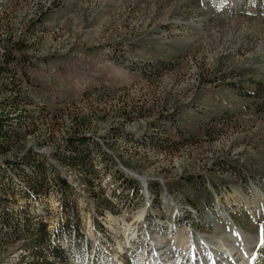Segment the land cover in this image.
Returning a JSON list of instances; mask_svg holds the SVG:
<instances>
[{
    "label": "rangeland",
    "instance_id": "rangeland-1",
    "mask_svg": "<svg viewBox=\"0 0 264 264\" xmlns=\"http://www.w3.org/2000/svg\"><path fill=\"white\" fill-rule=\"evenodd\" d=\"M223 3L0 0V58L5 46L21 41L30 59L16 67L13 83L0 73V102L14 90L13 97H21L17 112L36 118L24 144L41 141L48 154L67 133L83 130L101 141L115 168L135 179L143 195V201L118 191L113 196L112 180L103 172L90 189L73 183L81 223L71 251L60 252V264L151 263L145 236L130 246L122 233L132 222L138 235L165 233L169 242L174 235L172 248L183 264L194 253L205 258L213 252L214 239L204 236L218 234L214 223L236 225L261 241L244 264H264V207L253 193L254 185L264 193V0H245L228 14ZM130 44L137 45L132 52ZM115 46L169 67L129 69L112 59ZM179 117L182 122H175ZM153 122L164 125V133ZM147 130L169 138L151 146L118 135L138 137ZM62 173L75 181L70 171ZM148 184L159 187L153 197ZM246 199L255 205L244 207ZM45 202L52 224L56 201L51 195ZM138 213L140 222L133 220ZM182 229L201 238L188 242ZM28 243L6 240L0 231V264H15ZM226 255L214 264H236Z\"/></svg>",
    "mask_w": 264,
    "mask_h": 264
},
{
    "label": "trees",
    "instance_id": "trees-1",
    "mask_svg": "<svg viewBox=\"0 0 264 264\" xmlns=\"http://www.w3.org/2000/svg\"><path fill=\"white\" fill-rule=\"evenodd\" d=\"M129 46L130 51H133L137 45ZM122 48L114 47L112 59L122 62L129 69L152 73L169 67L165 61L156 62L155 57L145 60L136 58ZM24 50L26 49L20 41L18 44L10 43L5 46L1 54L0 73L7 76L11 83L16 80V67L30 62L29 57L24 55ZM13 93L6 101L0 102L4 108H0V231L6 240H30L25 247V254L20 255L15 264H60V252L71 251L72 242L77 235L76 224L81 223L73 183L84 184L90 189L94 186L93 181L103 172L112 180V188L115 189L112 190L113 196L118 191L120 194L125 193V198L134 199L139 196L143 201V195L140 193L139 183L124 175L122 169L115 168L114 159L83 130L67 133L61 143L48 154L41 151V141L25 145L28 130L36 118L31 113L17 112L21 97L14 98ZM182 120L179 117L175 122ZM153 125L155 131L165 130V126L160 123L153 122ZM169 130L165 134H168ZM118 135L129 142L151 146L158 145V139L166 141L169 138L159 137L158 133H150L148 130L138 137L125 131L118 132ZM63 169L76 176L74 182L68 181L62 173ZM145 189L148 195L153 197L159 187L148 184ZM171 191L183 197L181 191ZM51 195L56 201L55 208L58 211L52 215V224L49 221L51 215L45 208V199ZM189 205L190 208L196 209ZM85 252L87 250L83 254Z\"/></svg>",
    "mask_w": 264,
    "mask_h": 264
},
{
    "label": "bare ground",
    "instance_id": "bare-ground-1",
    "mask_svg": "<svg viewBox=\"0 0 264 264\" xmlns=\"http://www.w3.org/2000/svg\"><path fill=\"white\" fill-rule=\"evenodd\" d=\"M238 1L239 0H223L224 3L221 7V11L224 14H228L229 12H235L236 10H238L241 7V5L243 4V2L245 0H241L240 1L241 3ZM92 140L98 142L102 146V148H104L101 141L94 139V137L92 138ZM104 150H106V149L104 148ZM254 187L255 188H253V193H256L255 196L257 199L258 206L262 205L264 207V193L258 192V191H260V188L258 186L254 185ZM146 192H147V190H146ZM245 201H247L246 203H244L245 204L244 207H246V208H249V207H252L255 205L254 200H250V199L247 200L246 199ZM166 208L168 209V211L170 213H173V210L172 211L170 210L171 209L170 206L168 207L166 205ZM142 213L136 214V216L133 218V220L136 222L137 221L140 222L141 217H142ZM185 216H187V214H185ZM255 217H258V214H256ZM111 221H112V224H115L121 220L111 219ZM188 222H190V221H188ZM132 224H133V222L124 224L125 226H123L122 233L126 235V241L128 242V244L130 246H131V243L139 240L140 236H145L146 242L144 244L145 249H143V250L146 253L151 254L152 262L149 264H163L162 263L163 261H170L171 264H183V256L182 257L178 256L172 248L171 243H173L174 239H176V237L174 235H173L172 240L170 242H169V238L165 236V233L163 234L164 237H155V235L153 233H149V231H145L143 233H140V235H138L139 232L136 231L137 229L135 230L132 227ZM214 225L216 226L215 232H217L218 234L204 236L205 239H207V240H213L214 239L213 242L215 243V245L212 246L213 252L208 253V256L205 258H202L201 256H198L194 253L192 255V259L190 261V264H214L215 261H219V260L221 262V260L224 257L229 258V256L226 255L227 253L231 256V258L233 260L237 261V262H235L236 264H244V261L248 258L249 253H250L252 247H254L255 243L261 242V241H259L258 235H256V236L255 235H253V236L247 235V234H245V232L241 228L237 227L236 225H234V226H228L227 225L226 227H221L216 223H214ZM140 226L144 227V225H142V223ZM183 233L186 234L187 237H185V238L187 239L188 242L189 241H198V239L201 238L200 235H198V234L196 235L193 233H191V235L189 236L187 233V229L186 230L182 229V232L180 234H183ZM251 238H253V239L251 240ZM167 239L169 242L168 244H166L167 241H165ZM237 239H238V243H235L237 241ZM183 242L184 241L181 242V246H180L181 250H184L183 249ZM132 246H135V245H132ZM224 255H226V256H224ZM197 256H198V258H197ZM143 263H145V262H143Z\"/></svg>",
    "mask_w": 264,
    "mask_h": 264
},
{
    "label": "water",
    "instance_id": "water-1",
    "mask_svg": "<svg viewBox=\"0 0 264 264\" xmlns=\"http://www.w3.org/2000/svg\"><path fill=\"white\" fill-rule=\"evenodd\" d=\"M241 0H239L238 2H240ZM258 2V0H256V3ZM241 3V2H240Z\"/></svg>",
    "mask_w": 264,
    "mask_h": 264
}]
</instances>
